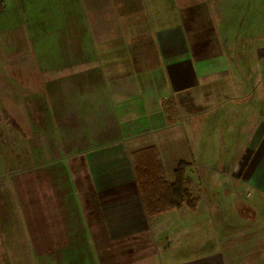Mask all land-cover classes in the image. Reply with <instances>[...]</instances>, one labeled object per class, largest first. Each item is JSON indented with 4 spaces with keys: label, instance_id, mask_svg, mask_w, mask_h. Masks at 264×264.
<instances>
[{
    "label": "crops",
    "instance_id": "1",
    "mask_svg": "<svg viewBox=\"0 0 264 264\" xmlns=\"http://www.w3.org/2000/svg\"><path fill=\"white\" fill-rule=\"evenodd\" d=\"M213 1L89 0L68 14L78 19L71 64L24 97L16 139L30 162L13 180L27 189L35 232L52 254L79 250L87 264H227L206 231L211 201L220 212L227 199H205L202 219L197 205L186 217H150L132 157L146 148L159 155L168 143L159 134L180 110L194 141L204 121H237L230 192L254 211L264 205V41L216 21Z\"/></svg>",
    "mask_w": 264,
    "mask_h": 264
},
{
    "label": "rangeland",
    "instance_id": "2",
    "mask_svg": "<svg viewBox=\"0 0 264 264\" xmlns=\"http://www.w3.org/2000/svg\"><path fill=\"white\" fill-rule=\"evenodd\" d=\"M65 1L0 0V264H53V261L62 264L57 259L66 260L65 264H87V254L77 253L79 250L57 255L46 249L50 247L48 239L35 232L32 209L26 206L27 189L18 190L13 181L17 176L26 177L30 162L24 154L26 150L23 151L26 142L17 140L18 130L25 127L24 97L39 90L48 74L61 72L67 63L71 64L76 26L71 30L69 26L74 21L78 23V19L68 14L89 4V0ZM220 1L216 21L225 17V24L236 27L234 32L240 39L264 41V0ZM233 66L232 69L239 70L237 63ZM182 115L180 110L176 120L160 132V141L168 143L160 146L158 155L168 182L174 181L177 167L184 164V180L194 201H187L178 212L186 217L192 212V205H197L193 214L202 219L205 199L210 201L215 194H222L227 205L219 212L213 199L214 216L207 221L206 231L212 236L213 248L223 250L219 257L227 264H264V205L254 211L230 192L235 178L233 167L239 162L236 156L240 143L237 145L235 141L237 121L227 123L220 116L212 124L204 121L194 141L193 126ZM15 149L22 153L19 155ZM17 169L21 175L14 172ZM19 191L25 194L22 200ZM216 198L219 204L222 197ZM254 199L255 195L249 191L244 193L245 201ZM173 214L176 215V209L171 210ZM78 241L84 243L86 239Z\"/></svg>",
    "mask_w": 264,
    "mask_h": 264
},
{
    "label": "trees",
    "instance_id": "3",
    "mask_svg": "<svg viewBox=\"0 0 264 264\" xmlns=\"http://www.w3.org/2000/svg\"><path fill=\"white\" fill-rule=\"evenodd\" d=\"M132 157L136 180L150 217L173 209L181 210L187 201L188 203L194 201L184 180V164L177 167L174 181L168 182L156 149L146 148L136 151Z\"/></svg>",
    "mask_w": 264,
    "mask_h": 264
}]
</instances>
